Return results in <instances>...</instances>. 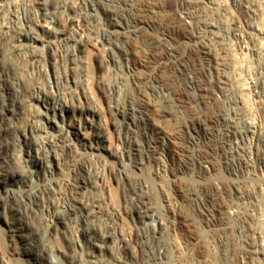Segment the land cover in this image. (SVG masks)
<instances>
[{
    "label": "bare ground",
    "instance_id": "obj_1",
    "mask_svg": "<svg viewBox=\"0 0 264 264\" xmlns=\"http://www.w3.org/2000/svg\"><path fill=\"white\" fill-rule=\"evenodd\" d=\"M186 1L194 8L196 5L204 9L199 14L183 5L180 8L176 4L175 7V13L187 31L186 43L193 46L191 50L196 51L201 60L203 71L200 73L194 63L191 64L190 53L187 55L185 50L175 47L165 30L147 42V39L143 40L144 56L135 57L130 41L142 37L156 23L141 16L142 9L136 7L133 0H0V39L7 38L11 54L23 62L25 74L36 78L28 98V106L35 113L32 124L20 134L12 132L11 140L19 150L15 154V161L20 164L18 167L5 152L7 139L3 132L17 125L24 112L17 104L15 81L10 83V79L0 74V89L4 95L0 101V215L5 217L3 240L8 246L7 251L0 255V264H10L13 259L20 261V252L31 264H66L62 254L57 252L59 249L64 253L61 248L49 249L48 242L57 238L63 241L72 239L81 253H90V257L83 258L79 264H164L173 223L144 196L150 186L146 171L154 163L156 177L173 174L176 171L173 172L172 164L175 152H178L183 156L179 167L183 174L196 163L210 172L211 159L209 156L200 157L202 150L206 153L210 147L212 149L210 141L215 142V148H221V153L215 154L222 158L225 156L228 166L244 159L249 166L247 172H252L250 167L256 170L254 162H259L261 173L257 174L264 184V125L255 114L242 111L247 97H252L257 105L264 107L260 89L264 86L259 84L264 80L261 66L264 61V0H256L258 4L255 0H246L244 10H239L238 6V2L241 6L243 0ZM225 8H232V12L238 9L237 12L243 15L247 13L246 22L243 24L235 12L233 21L227 25V16L223 18ZM215 46L222 50V57L214 61L211 52ZM91 50H94L96 60L95 66L94 62L91 63L92 68L85 61L86 53ZM165 62L183 78L185 96L180 94L181 90L174 91L170 83L167 86L166 81L160 78L156 80L146 76L154 64ZM98 69V73L112 70V81L96 78ZM22 73L17 85L27 79L25 74V79L22 77ZM214 73L216 83L212 80ZM228 83V91H222ZM233 86L236 88L234 96L230 90ZM96 89L112 115L119 139L115 147L106 143V131L98 127L104 124L100 116L98 121L87 116L83 118L84 112L93 110L80 99L85 97L90 101L98 97ZM139 95L140 101L137 100ZM145 95L157 100L162 121H176L179 136L186 140L182 148L180 145V149L173 148L176 143L174 133H169L163 123L152 128L145 116L149 106L143 98ZM222 97L230 99L229 104L217 116H211L210 121L194 117L203 112L201 106ZM186 102L194 106L197 113L178 120V111L174 107L179 109ZM195 104L200 106V111ZM86 121L96 130L92 133L83 131ZM254 142L259 146L256 153L258 162L253 160L250 150ZM67 149H76L78 155L93 159L100 165H113L111 178L122 190L123 207H111V211L106 212L105 201L88 202L74 194L54 209L43 203L46 191L58 193L63 183L72 184L71 167L64 165L61 158ZM231 173L236 178L240 175ZM132 176L139 180L129 188ZM86 177L79 176L81 183L77 185V193L95 189L96 182ZM211 182L219 187L213 178ZM233 188L227 212L239 215L242 209L235 196L245 197L247 192L241 187ZM14 198L15 202L7 203ZM195 199L200 202L197 192ZM247 201L249 205L245 211L258 225L251 227L253 230L246 235L243 244L247 256L240 251L238 263L264 264V206H257L254 199ZM171 202L167 197L170 210ZM28 211L43 213L42 228L28 225V219H24L26 214L29 215ZM125 213L131 216L134 225L143 229L136 234L141 257L132 250L128 235L117 227ZM100 222L104 223L105 229L101 227V232H98L97 224ZM236 244H242L241 237L237 238ZM90 247L98 251L93 252ZM45 249L47 252L44 254ZM114 250H119L120 256L114 255L116 257L112 259L109 254H114ZM16 254L19 255L15 257ZM41 257L46 262H42ZM105 259L107 262L103 263Z\"/></svg>",
    "mask_w": 264,
    "mask_h": 264
},
{
    "label": "rangeland",
    "instance_id": "obj_2",
    "mask_svg": "<svg viewBox=\"0 0 264 264\" xmlns=\"http://www.w3.org/2000/svg\"><path fill=\"white\" fill-rule=\"evenodd\" d=\"M133 1L136 7L142 9L141 10L142 13H140L141 16L143 17L145 16L144 18H146L148 21H154L156 23L155 26L149 27L147 31L142 35V37L130 41V46L132 50L136 52L135 57L138 59L144 56L145 50L143 47L144 46L142 42L143 40L147 39L146 40L147 42L153 37V35L154 36L156 34L158 35L159 32L165 30L168 34H170L171 41L174 44V46L177 48L179 47V49L182 51L185 50L187 55H189L190 53L189 56H191V60H192L190 61L191 64L194 63V65L198 68V72L199 73L202 72L203 69L201 68V60L197 56L196 51L191 50L193 46L186 43L187 31L184 27L183 22L180 21V18L175 13V7L176 4H178L180 8L184 6V8L194 9L195 12L199 14L201 12L203 13L204 9L196 5L194 8V5L188 4L187 3L188 1L186 0H133ZM242 2H243L241 5L242 7L240 6L241 3L238 2L239 10L241 9L244 10V4L247 1L243 0ZM255 2L258 4L256 0ZM187 5L189 7H187ZM225 9L223 10V12L225 11L224 13L227 15L224 14L223 18L227 16L225 21L227 22L226 24L228 25L229 22L231 24V21H233L234 19L235 15L233 13L236 12L237 13L236 15H238L239 10L237 9L238 12L237 11L232 12L231 11L232 8H228V9L225 8ZM244 14L246 15L247 13ZM245 15L239 14V17L241 18L243 24L247 20L245 19ZM95 31L98 32V30ZM215 47L212 48V52H211V57L213 56L212 60L214 61L218 57H222V50L218 46ZM160 50L161 49H159L158 52L162 54L163 51ZM164 60L166 59L164 58ZM85 61H87L86 63L87 66L92 65L91 63L93 62H94L93 65L95 66L96 60H95L94 50H91V52L86 53ZM92 66L90 67L92 68ZM90 67L89 70L91 72L92 69ZM153 67L146 72V76L148 78L156 79V80L160 78L166 81L167 86L170 83L169 86H171L174 89V91L176 90L177 92L180 90L182 91L183 78L174 73L171 64H168L167 62H165V64L158 63V64H154ZM24 68L25 66L23 62L20 61L18 58L16 59V57H14L11 54L9 41L7 40V38L6 37L1 38L0 39V74H2L5 78L10 79L9 80L10 83L14 81L16 82V83L14 82V84L15 87H17L18 89L15 92V95L18 96L19 99L17 102L19 106L18 105L17 106L20 107V109H22L24 112L22 118L19 120V122H17V125H13L9 129V131L3 132L4 134H6V139H7L5 141V152L10 154L13 163L18 167H20V164H17V161L15 160L17 159L16 155L18 154L19 150L18 147H14L15 145L13 143V140H11V137L13 136V133L20 134L24 129H27L29 126H31L32 118H34V114H35L33 109H31L28 106V102H29L28 98L30 93L33 91L36 78L25 74L26 72L24 71ZM99 71L100 69H98L97 73ZM21 73H22V77L24 74L28 77L25 76V78L27 79L23 77L25 80H23L22 84L20 82L19 83L20 85H17V80L21 76ZM112 73H113L112 70L106 73L100 72L96 75V78H100V79L102 78L107 82L112 81L111 79L114 78ZM212 80L213 82L215 80V83L217 82L215 73L213 74ZM228 86L229 83L228 85H226L224 89H222V91H228L227 90ZM230 90L229 92H231L232 96H234V93L236 92V88L234 89L233 86ZM181 91L180 94L185 96L184 92L182 91L183 93H181ZM96 92L98 97H94L93 99H90V101L87 100V98L85 97L80 99V101L84 105L90 106V108L95 113L94 115L93 112L88 110L84 112L83 118L87 116L89 119L93 118L95 119V121H98V118L100 116L104 124L103 126L98 125V127L106 131V137H107L106 143L110 147H115L119 139L113 125L112 115L108 112L106 107V102L102 98L100 91L96 89ZM140 95L138 99L136 98L138 101L142 100V98H140L141 97ZM3 98H4L3 90L0 89V101ZM143 98L146 99V101L149 104V106H147V110H146L147 113L145 112V116L148 118V121L152 125V128L154 129L158 124L163 123L164 128L169 133L171 134L174 133V135L173 134L172 135L175 137L176 143L173 144V148L175 149L182 148V146L186 144V140L183 136L182 137L179 136L177 130V124L175 123L176 121L175 122L162 121L158 115L159 107L156 104L158 103L157 100L153 97H148V95L143 96ZM228 101H230V99L225 100L224 97L218 99L217 98L211 99L207 106H201L200 109H202L203 112H201L199 115L196 114L198 116L194 114L195 112L197 113V111L193 110L194 106H192L188 102L184 103L183 104L184 106L182 105V107H180L181 109L180 108L178 109V107L177 108L174 107V109L178 111L177 113L178 120H183L185 118L193 117L195 115L194 116L195 118L199 117L200 119H208L210 121L211 116L212 117L217 116V114H219L220 111L224 110V108L227 107V105L229 104ZM192 103H194V101ZM195 107H197V109L200 111V109L198 108L200 106L196 105ZM82 130L85 131L86 133H92L96 129H94V127H90L89 121H86L85 127ZM175 133L177 135H175ZM213 142L214 141L209 142L210 144H212L211 145L212 149L210 147L209 150L206 152L208 155L205 153L204 150H202L203 153L201 152L200 154L201 158L202 157L204 158L205 156H209V159H211L210 172L208 170L200 168L199 164L196 163L192 168L186 169L183 174L179 169L180 165L182 164L181 158H183V156L181 157L178 152L177 153L175 152V157L172 166H173V172L174 171L176 172H174L173 174L170 173L169 176L161 177L163 179L158 178L155 175V164L153 163L151 166L148 167L146 171L148 175L145 173L150 186H149V190L145 193L144 196L149 198L152 201V203H154V206L157 207L158 210L163 214V216H165L166 218L168 217V219L172 220L173 223L172 230H170L171 231L170 237H168L170 248L167 252V257L164 260V264H239L237 258L239 252L243 251L244 253H246L247 256V250L244 247L243 241L246 239V235L250 234L251 230H253L251 229V227L254 228L255 226L258 225L253 220V217L247 214L245 211L246 209L245 207L249 205V202L247 200L254 199L257 206H261V208L264 206V184L262 182V179L259 177L260 176L259 174L261 173L259 162L257 160L256 155H254V161L256 160V162L258 163L254 162V166L256 165L255 166L256 170H254L253 167H250L252 168V172H247V167L249 166L247 165L244 159L242 160L238 159L236 160L235 163L236 165L231 164L230 166H228L225 162V156L223 157L224 158L223 159L221 155L215 154V152L221 153V148L220 147L215 148V146L213 145L215 144V142L214 143ZM70 150L67 149L66 153L63 154L64 156L61 155L63 156L61 158L63 160V163H65L64 165L68 166V168L71 167L70 170L71 173L73 174L72 176H74L72 179V184L68 185L67 183H63L60 187L61 191H59L58 193L52 192V194H49L48 191H46L44 193V198L42 200L43 203L46 202L45 205L50 204L52 209H54L60 203L62 204L64 200L66 201L70 200V197H72L74 194L77 195L82 200L88 202L94 200L105 201L106 204L104 205V207L106 209V212L109 210L111 211L113 207L116 208L123 207L124 206L123 204H125L123 202L125 201L121 196L123 194L122 190L120 189L118 184H116L115 181L111 178V169H113V165L112 164H108V166L100 165L97 161L93 159H90L86 156H80V154L78 155L76 149H70ZM214 154L216 156H214ZM107 156L108 158H112L111 156H109V154H107ZM231 172H235L240 175L236 178V176ZM79 176L84 178L87 176L86 178H89L90 181L92 182L95 181L96 182L94 183L95 189H93V191L90 192L84 191L77 193V191H79L77 185L81 183ZM212 178L218 182L219 187L215 186V184L211 182ZM233 178L234 180H232ZM138 180H139L138 177L135 176L130 177L128 186L129 185L131 187L134 186L138 182ZM130 186L129 188H131ZM233 187H241L247 192L245 197L235 196V200L241 205V209H242V212L239 215H230L227 212V207L230 203L229 194H230V190H234ZM195 192L199 193L201 197L200 202L196 201ZM167 197L172 201L171 202L172 210H170L171 208L167 204ZM11 201L15 202L16 200L14 198L8 201L7 203L9 204ZM167 208L169 209V212L167 211L168 210ZM262 209H264V207ZM28 214L29 215L26 214L24 217L26 221L28 219L27 221L28 225L29 226L31 225L32 228H38V229L42 228L43 220H44L43 213H41L42 214L41 215L40 213L35 214V213H31V211L29 213L28 211ZM134 223L135 222L131 219V216L126 215L125 213L123 218L119 220V222L117 223V227L118 229L120 228L119 229L120 231L123 230L124 233L128 235L129 243L131 242L130 245L132 244L131 248L133 247L132 250H134L136 255L138 253V257H139L140 255L138 250L140 247H139V243L136 241L138 240L136 234L139 230H143V229H139V227L134 225ZM98 226L100 228H98ZM101 227L102 230L105 229V225L103 222H100L99 225L97 224L98 232H101ZM5 230H6L5 217L3 215H0V249H1L0 255L2 252L7 251L8 249V246L3 240L4 239L3 235ZM69 234L71 235V233ZM238 237H241L242 239V244H238L239 246L236 244ZM48 243L50 245L49 249L58 247L64 251L63 253L61 252V250L59 249L57 250L58 253L62 254V257L66 261V264H79V262L83 258L86 259L90 257L89 256L90 253H81V250H79L78 247L74 246V242L72 241V239H70V241H63L61 238H57ZM19 245L21 246V244H18V246ZM42 249L43 248L41 247V251ZM90 249L93 252L98 251V249L94 247H90ZM116 250H114L115 251L114 254L113 253L109 254L110 258L113 259V257L115 258L117 255L120 256L119 255L120 251L119 250L116 251ZM46 252H47L46 249L43 250L44 254ZM21 254L22 252H20V255L16 254L15 257L19 255L22 261L13 259L9 261V263L31 264L30 263L31 261L27 260L26 262V255L25 254L21 255ZM40 260L42 262H46L43 257H41ZM106 262L107 261L105 259L103 263Z\"/></svg>",
    "mask_w": 264,
    "mask_h": 264
},
{
    "label": "built area",
    "instance_id": "obj_3",
    "mask_svg": "<svg viewBox=\"0 0 264 264\" xmlns=\"http://www.w3.org/2000/svg\"><path fill=\"white\" fill-rule=\"evenodd\" d=\"M263 70H264V61L261 64ZM260 87L264 86V80H260L259 81ZM261 91L263 92V98H264V89L260 88ZM242 111L244 112V114H250L253 113L255 114V116L258 118V120L260 121V123L262 125H264V107L257 105L255 103V99H253L252 97H247V100L245 101V103L242 104ZM259 146H257L256 142H254V145L251 146L250 150L253 152V155H256L257 157V150H258ZM255 150V151H254ZM258 159V157H257ZM254 160V159H253Z\"/></svg>",
    "mask_w": 264,
    "mask_h": 264
}]
</instances>
